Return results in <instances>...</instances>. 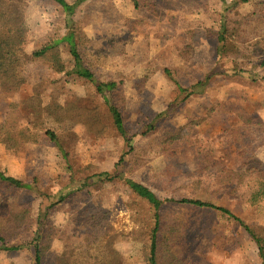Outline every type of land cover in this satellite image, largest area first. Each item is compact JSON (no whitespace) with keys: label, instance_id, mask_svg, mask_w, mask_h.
Here are the masks:
<instances>
[{"label":"rangeland","instance_id":"rangeland-1","mask_svg":"<svg viewBox=\"0 0 264 264\" xmlns=\"http://www.w3.org/2000/svg\"><path fill=\"white\" fill-rule=\"evenodd\" d=\"M257 1L139 0L136 6L134 0H86L76 8L73 21L85 36L80 50L100 80L119 83L116 93L122 95L119 106L132 141L108 118L101 121L105 135L63 114L58 119V104L71 106L80 98L92 106V90L74 75L36 66L45 80L43 129L59 134L69 161L44 130L19 147L0 142V171L34 185L18 189L0 183V209L14 204L37 216L55 203L48 224L57 234L45 264L65 252L93 260L114 251L121 264H149L143 249L153 209L123 180L99 175L113 172L123 155L125 175L160 197L224 206L264 242V196L252 198L264 183V65H259L264 53H253L263 36L243 24ZM21 8L28 54L68 30L62 7L52 0L24 1ZM220 31L228 45L219 51ZM60 50L70 68L68 47L61 44ZM29 93L5 90L0 83V122L10 103H17L20 126L32 127L35 111L24 102ZM71 174L80 182L72 183ZM70 182L72 193L57 202ZM174 200L164 205L162 224L177 256L192 264H262L242 224L215 209ZM97 213L102 230L82 221ZM160 255V264H174L168 252ZM33 262V247L0 251V264Z\"/></svg>","mask_w":264,"mask_h":264},{"label":"trees","instance_id":"trees-1","mask_svg":"<svg viewBox=\"0 0 264 264\" xmlns=\"http://www.w3.org/2000/svg\"><path fill=\"white\" fill-rule=\"evenodd\" d=\"M24 1L31 2L35 0H0V83L1 86L8 91H27L30 93L24 99V102L35 111V122L32 127L20 126L16 114L18 108L17 103H10V111L5 120L0 122V142L9 147H19L28 141H36L41 136V130L46 134L61 150H65L61 146L59 134L51 129H43L41 115L43 113V97L41 95L45 80L38 72L36 66L44 64L49 69L57 72H65L66 74L74 75L82 79L87 86L92 90L93 97L91 99L92 106L83 104L82 99H76L68 104L57 105L62 110L58 113L57 118L63 114L70 120L76 123L83 124L87 131L97 132V135H105L108 133L107 127L101 124L103 119H107L114 130H116L125 141L131 143L132 135L128 133L126 128L123 110L119 104V98L122 95L116 93L119 83L117 81H102L98 78L96 71L93 69L90 61L87 59L84 52L80 50V45L85 38L81 28H78L73 21L76 8L86 0H52L62 7L63 12L67 17L68 30L55 40L43 44L40 48L35 49L31 53H27L23 49L24 38L26 34L25 15L22 11V3ZM239 2V0H238ZM136 6H139V0H134ZM253 16V18H251ZM244 25L249 27L253 32L260 33L263 36L261 45L254 48L253 53H264V0L256 2L251 15H248ZM227 25H225L226 27ZM224 31V29H223ZM223 31L219 34V51L228 45V39ZM61 44L69 49L72 58V66L67 67V64L61 55ZM222 47V48H221ZM252 53V54H253ZM244 56V53H241ZM251 53H245L246 56H251ZM264 65V58L259 64ZM180 90H186L180 86ZM123 101V99H122ZM40 123V124H39ZM65 158L69 161L68 154L65 152ZM124 155L119 158L116 163V168L113 172H102L100 176L107 180L120 179L128 186L133 194L146 201L154 211V223L149 232V243L144 247V257L149 264H160L162 260L161 252H168L174 264H192L185 258L177 256L170 249V244L167 243L168 233L162 224V210L168 202H173L174 199L162 198L154 192L148 185L138 180L132 179L125 175L122 162ZM264 169V167L262 168ZM71 182L78 181L73 174L70 176ZM66 188V191L60 195L58 201L66 200L72 193V183ZM0 183L8 187L18 189H33L34 185L21 178L6 175L0 171ZM86 182L83 181V185ZM82 185V186H83ZM255 193H253V201L264 196V183ZM81 187H76L80 190ZM174 202L192 205L195 207L211 208L219 211L229 218L235 219L242 224L247 232L253 237L257 244L259 254L264 264V242L246 225L238 216L224 206L202 200L199 198H180ZM55 203H51L45 209V213H39L37 216L31 214L30 209L19 208L12 204L8 209H0V251H14L25 247H33L34 262L33 264H45L49 261L47 249L49 248L53 237L57 234L51 231L52 225L48 218V209L53 207ZM102 217L100 214H91L86 216L82 221L87 225L96 227L102 230L104 224L101 223ZM36 226V230L32 227ZM64 254L57 255L53 259V264H121L120 257L116 251L112 254H104V256L91 258L88 255L72 258ZM58 260V261H57ZM57 261V262H56Z\"/></svg>","mask_w":264,"mask_h":264}]
</instances>
